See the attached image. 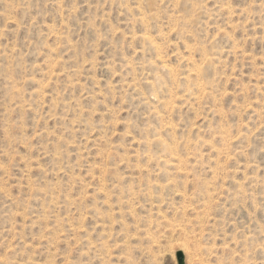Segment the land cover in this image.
I'll return each mask as SVG.
<instances>
[{
    "label": "rangeland",
    "instance_id": "374dc122",
    "mask_svg": "<svg viewBox=\"0 0 264 264\" xmlns=\"http://www.w3.org/2000/svg\"><path fill=\"white\" fill-rule=\"evenodd\" d=\"M178 251L264 264V0H0V264Z\"/></svg>",
    "mask_w": 264,
    "mask_h": 264
},
{
    "label": "water",
    "instance_id": "95a60500",
    "mask_svg": "<svg viewBox=\"0 0 264 264\" xmlns=\"http://www.w3.org/2000/svg\"><path fill=\"white\" fill-rule=\"evenodd\" d=\"M177 264H185L184 263V256H183V253L181 251H178L177 254Z\"/></svg>",
    "mask_w": 264,
    "mask_h": 264
},
{
    "label": "bare ground",
    "instance_id": "6f19581e",
    "mask_svg": "<svg viewBox=\"0 0 264 264\" xmlns=\"http://www.w3.org/2000/svg\"><path fill=\"white\" fill-rule=\"evenodd\" d=\"M222 35H223V34H222ZM142 38H143V37H142ZM227 50H228V49H227ZM203 53H204V52H203ZM203 57H204V56H203ZM194 66H195V65H194ZM199 66H200V65H199ZM192 68H193V67H192ZM193 69H194V68H193ZM194 70H195V69H194ZM200 76H201V75H200ZM196 84H197V83H196ZM198 85H199V84H198ZM204 87H205V86H204ZM204 87H203V88H204ZM209 87H210V86H209ZM201 91H202V90H201ZM205 91H207V90H205ZM165 103H166V102H165ZM220 132H221V131H220ZM221 133H222V132H221ZM223 134H224V133H223ZM223 137H224V136H223ZM146 142H147V141H146ZM167 148H168V147H167ZM167 150H168V149H167ZM171 150H172V149H171ZM177 153H178V152H177ZM173 155H174V154H173ZM165 183H166V182H165ZM165 183H164V184H165ZM205 194H206V193H205ZM208 198H209V197H208ZM203 199H204V198H203ZM207 201H208V200H207ZM197 203H198V202H197ZM194 205H195V204H194ZM200 213H201V212H200ZM209 214H210V213H209ZM204 216H205V215H204ZM204 216H203V217H204ZM209 216H210V215H209ZM207 218H208V217H207ZM202 219H203V218H202ZM207 221H208V220H207Z\"/></svg>",
    "mask_w": 264,
    "mask_h": 264
}]
</instances>
